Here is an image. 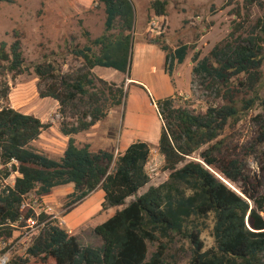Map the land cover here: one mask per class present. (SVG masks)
<instances>
[{"label": "trees", "instance_id": "16d2710c", "mask_svg": "<svg viewBox=\"0 0 264 264\" xmlns=\"http://www.w3.org/2000/svg\"><path fill=\"white\" fill-rule=\"evenodd\" d=\"M12 0H0L11 2ZM247 6L261 0H244ZM105 6V32L71 53L83 60L76 74H64L56 61L35 67L43 98L60 103L61 132L68 146L61 160L34 146L50 125L11 105L0 106V241L8 243L23 221L36 220L40 231L28 250V264H172L169 250L177 237L194 244L190 264H264V193L255 195L229 186L245 179L246 169L238 160L225 161L220 140L231 120L261 106L254 118L259 125L257 143H264V94L260 88L264 64V20L247 28L246 20L234 22L233 31L206 55L192 56L189 101L177 96L157 101L163 120L159 152L164 156L167 182L151 186L127 207L95 228L100 247L84 245L45 212L25 206L35 192L39 199L61 186L74 185L67 208L82 203L99 189L105 193L104 209L122 206L151 182L146 171L152 148L149 143L131 144L118 157L114 152L79 146L76 136L91 130L110 112L125 103L126 83L100 78L96 67L130 75L133 63L137 10L133 0H99ZM167 0H154L152 10L166 17ZM242 17L240 10L235 13ZM90 37V35L88 36ZM164 36L148 37L149 44L166 52L165 73L173 77L185 64L193 46L172 49ZM21 39L0 45V76L20 73L25 67ZM8 93L3 98L7 101ZM197 102L202 110L193 107ZM74 119V121H70ZM198 154L199 157H195ZM261 170L264 173V155ZM18 172L15 184L6 183ZM227 182H225L224 180ZM214 215L215 246L204 250L196 220ZM156 249L150 255V246ZM18 264L17 262H15Z\"/></svg>", "mask_w": 264, "mask_h": 264}, {"label": "rangeland", "instance_id": "374dc122", "mask_svg": "<svg viewBox=\"0 0 264 264\" xmlns=\"http://www.w3.org/2000/svg\"><path fill=\"white\" fill-rule=\"evenodd\" d=\"M137 10V25L134 32L133 63L130 83H126L125 103L114 108L108 117L88 132L76 136L77 144H90L92 150L101 149L114 152L118 157L122 147L131 140L144 141L152 148L151 163H159L158 171L151 174V182L128 198L122 206L104 209L105 193L99 190L82 203L72 208L67 204L73 192V185L56 188L53 193L39 199L35 192L25 201L39 215L51 212L52 219L76 236L82 244L100 247L102 239L95 228L127 207L133 200L145 194L151 186L167 182L170 172L164 170L158 149L163 120L159 115L157 101L176 95L181 103L191 100L192 56L199 52L206 56L219 42L233 31L234 22L246 20L247 28L264 20V0L262 5L247 6L244 0H167L166 17H158L152 10L154 0H133ZM242 12V17L235 15ZM106 11L99 0H12L0 2V45H12L21 39L25 57V67L20 73H6L0 76V106L11 105L25 114L38 117L50 127L43 132L34 146L55 160H61L68 146V137L61 132L63 117L60 103L53 98L40 95V78L35 67L45 61H57L64 74H76L83 67V60L75 57L74 47H83L89 38L95 39L105 32ZM90 35V37H88ZM164 36L163 41L172 49L189 44V60L180 67L173 77L165 73L166 52L159 45L149 44L148 37ZM264 45V44H263ZM106 70V69H105ZM261 92L264 94V64ZM113 75L105 79L115 81ZM149 89V90H148ZM8 93L7 101L3 96ZM192 102V100H191ZM194 108L202 110L205 105L197 102ZM261 106L231 120L220 140L223 141L222 160H238L245 166V179L229 186L245 196L240 188L250 193H264V173L261 170L264 143L258 144L259 125L255 117ZM74 121V119H70ZM195 157H199L198 154ZM4 168L0 164V170ZM58 190V191H57ZM25 208V207H24ZM198 227L193 230L202 241L204 250L215 246L214 215L208 219L196 220ZM24 226L14 233L13 238L0 248L11 256L10 264H21V259L30 258L28 250L33 239L39 234L37 221H23ZM194 244L189 238L180 236L172 243L169 255L172 264H190ZM156 246H150V255ZM31 258L28 264H36ZM47 264H55L50 259Z\"/></svg>", "mask_w": 264, "mask_h": 264}, {"label": "crops", "instance_id": "0c3cea01", "mask_svg": "<svg viewBox=\"0 0 264 264\" xmlns=\"http://www.w3.org/2000/svg\"><path fill=\"white\" fill-rule=\"evenodd\" d=\"M188 60H189V58L186 60V62H187ZM186 62H185V64H186ZM183 65H184V64H183ZM183 65H182V66H183ZM182 66H179V67L177 68V70H176V72H175V75L177 74V72H179L180 67H182ZM105 69H106V70H105ZM164 69H165V68H164ZM93 71H94V73H95L97 76H99L100 78H103V79H108V77H111V76L113 75L115 78L122 79L123 82H127V83H130L132 80H134V79H132V78L130 77V75L123 74V73H121V72H119V71H117V70L111 69V68L96 67ZM119 79H115V81H118ZM148 90H149V89H148ZM174 96H175V95H174ZM87 132H88V131H87ZM81 134H82V133H81ZM133 143H134V140L128 141V142L122 147L123 152H125L126 149H127L131 144H133ZM158 148H159V145H158ZM161 157H162L163 162L165 163L164 156L161 155ZM18 175H19L18 172H14V173L12 174V176L8 179L7 183L13 186V185L15 184V180H16V178H17ZM71 185H73V184H71ZM73 187H74V185H73ZM59 188H61V187H59ZM99 190H100V189H99ZM99 190H98V191H99ZM57 191H58V190H57ZM73 191H74V188H73ZM70 194H71V193H70Z\"/></svg>", "mask_w": 264, "mask_h": 264}, {"label": "built area", "instance_id": "2783aa9c", "mask_svg": "<svg viewBox=\"0 0 264 264\" xmlns=\"http://www.w3.org/2000/svg\"><path fill=\"white\" fill-rule=\"evenodd\" d=\"M161 163H164L163 160H162V157H161ZM158 167H159V163H157V162L156 163H151V161L149 160V162L146 165V171H147V173L149 174L150 177H151V174H154V173H156L158 171ZM7 181H8V179L6 180V183H7ZM25 206L26 205L24 204L23 207H25ZM45 213H47L49 215L51 214V212H48L47 210H46ZM28 221H34V220L30 219ZM3 243L6 244V242L0 241V245L3 244ZM10 262H11L10 254L8 252L7 253L3 252V250L0 248V264H10Z\"/></svg>", "mask_w": 264, "mask_h": 264}, {"label": "water", "instance_id": "95a60500", "mask_svg": "<svg viewBox=\"0 0 264 264\" xmlns=\"http://www.w3.org/2000/svg\"><path fill=\"white\" fill-rule=\"evenodd\" d=\"M224 180V179H223ZM225 181V180H224ZM226 182V181H225ZM227 183V182H226Z\"/></svg>", "mask_w": 264, "mask_h": 264}]
</instances>
